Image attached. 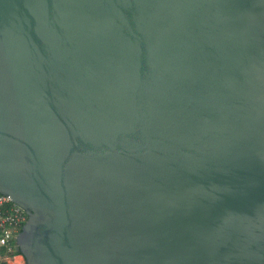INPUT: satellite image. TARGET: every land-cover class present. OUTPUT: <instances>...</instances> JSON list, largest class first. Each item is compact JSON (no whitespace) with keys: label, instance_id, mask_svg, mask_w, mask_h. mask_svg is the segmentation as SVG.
Returning <instances> with one entry per match:
<instances>
[{"label":"water","instance_id":"1","mask_svg":"<svg viewBox=\"0 0 264 264\" xmlns=\"http://www.w3.org/2000/svg\"><path fill=\"white\" fill-rule=\"evenodd\" d=\"M0 194L23 264H264V0H0Z\"/></svg>","mask_w":264,"mask_h":264},{"label":"built area","instance_id":"2","mask_svg":"<svg viewBox=\"0 0 264 264\" xmlns=\"http://www.w3.org/2000/svg\"><path fill=\"white\" fill-rule=\"evenodd\" d=\"M27 219L25 210L0 194V264H23L16 237ZM22 260V261H21Z\"/></svg>","mask_w":264,"mask_h":264},{"label":"rangeland","instance_id":"3","mask_svg":"<svg viewBox=\"0 0 264 264\" xmlns=\"http://www.w3.org/2000/svg\"><path fill=\"white\" fill-rule=\"evenodd\" d=\"M15 262H16L17 264H19V263H20L18 259H17Z\"/></svg>","mask_w":264,"mask_h":264},{"label":"flooded vegetation","instance_id":"4","mask_svg":"<svg viewBox=\"0 0 264 264\" xmlns=\"http://www.w3.org/2000/svg\"><path fill=\"white\" fill-rule=\"evenodd\" d=\"M22 261V260H21ZM23 262V261H22Z\"/></svg>","mask_w":264,"mask_h":264},{"label":"trees","instance_id":"5","mask_svg":"<svg viewBox=\"0 0 264 264\" xmlns=\"http://www.w3.org/2000/svg\"><path fill=\"white\" fill-rule=\"evenodd\" d=\"M18 252H20V251H18Z\"/></svg>","mask_w":264,"mask_h":264}]
</instances>
